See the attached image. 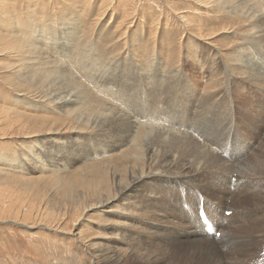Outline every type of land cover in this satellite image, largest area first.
<instances>
[{
  "label": "rangeland",
  "instance_id": "374dc122",
  "mask_svg": "<svg viewBox=\"0 0 264 264\" xmlns=\"http://www.w3.org/2000/svg\"><path fill=\"white\" fill-rule=\"evenodd\" d=\"M103 1L0 0V51L8 45L13 46L10 43L15 38L21 46L35 43L34 47L39 46L55 62V69L51 67L53 70H49L55 71L50 73L51 76L64 75L63 80L66 78L79 90L82 101L78 105L79 119L73 114L67 116L61 113L56 99L38 84V81H49L43 80L46 70H40L37 63H34L35 66L28 64V67L27 60L26 63L24 60L30 56L20 55L19 51L17 54L15 48V52L8 48L4 50L7 53L3 55L10 56L0 55V220L4 221L0 222V264H94L89 246L80 243L74 234L83 233L91 242L96 241L101 234H108L105 228L99 227V216L108 221L117 219L129 224V228L116 229L118 236L129 237L132 244L142 245L153 238L152 250L155 252L160 249L157 243L165 239V233L157 230L158 226L151 225L161 224L164 220L151 211H146L142 220H138L140 217L100 215L96 210L83 213L84 205L110 186V170L114 164L112 159L117 157L114 154L119 149L112 150L111 136L104 153L109 156L111 152L113 157L101 158L98 148L105 143L97 127L101 121L97 115L109 109L116 107L117 111L151 112L152 116L157 110L158 118L161 119H157L156 125L173 130L171 135L175 134L177 138L181 133L192 138H198L196 135L200 134V138H203L201 144L215 150L217 156L220 154V161L227 166L252 167L258 162L264 165V0H242L238 6V0H229L226 7L237 6L235 9L240 16L239 21L224 20L216 13L218 7H201L195 0H108V9L99 19L98 14L105 9ZM184 19L191 28L184 25L187 23ZM193 29L202 30L205 36L209 30L217 33L211 38L198 40L194 37ZM12 38L13 41H10ZM33 67H36L35 70ZM257 68L261 71H258L259 75L255 72L259 70ZM18 69L21 70L18 72ZM40 74L44 77L41 78ZM37 75L41 80L37 79ZM210 96L214 100L212 104ZM206 104L223 114L221 125L213 124L212 119L208 118L200 121L201 113H196L198 106ZM50 128L58 130V134L46 135ZM73 130L81 133H70ZM159 131L164 133V130ZM191 131L192 134H189ZM137 155H141V159L146 158L141 151ZM126 162L130 165L133 158H126ZM213 174L206 172L198 175L193 186L180 182L173 188L180 197L177 204L179 224L188 222L181 216V203L189 200L191 195H201L199 192L209 189L211 180L215 179V182L230 190L231 198L226 200L227 204L237 200L235 191L238 189L239 195H243L246 189L244 183L240 185L231 182L229 177L222 179ZM246 184L264 190V183L257 179L246 181ZM152 188L154 194L146 190L148 198H137V205L144 208L141 210L146 207L151 209L152 204H157L153 197L155 193H169L168 190L162 192ZM185 193L187 198H184ZM219 194L214 192L200 197L202 204L197 206V213L199 215V210H202L209 221L202 217L200 223L198 215L191 220L196 222L197 229L202 233L208 230V223L212 224L210 234L217 240L221 230H225L229 217L223 214L221 218V206H230L225 205L224 200L223 205L217 204L216 197ZM248 197L241 198L242 204L236 202L231 205L245 206L243 213L248 215L244 219H249L246 230L264 237V202L258 201L257 193H249ZM255 199L259 202L257 209L254 208L257 204ZM18 207L23 208L21 210ZM119 208L118 205L115 209ZM7 211L10 213L7 214ZM228 212L238 213L232 210ZM14 217L17 224L8 222ZM170 219L177 222V219ZM132 221L138 222L134 225ZM217 224H222L223 229L217 228ZM174 225L179 227L176 223ZM63 227H66L65 230ZM232 227L223 233L235 235L234 238L240 237L243 231V234H247L246 230L235 228L236 225ZM183 230L179 227L180 233ZM263 237L257 240L259 243L255 241L249 246L253 255L262 246ZM212 238L207 241L213 242ZM222 245L220 242L219 246L214 247L220 255L213 254L215 261L211 259L207 264L215 263L221 255L223 259L229 258ZM176 257L172 259L174 264ZM196 260L202 264L198 258ZM257 261L264 264L262 258Z\"/></svg>",
  "mask_w": 264,
  "mask_h": 264
},
{
  "label": "bare ground",
  "instance_id": "6f19581e",
  "mask_svg": "<svg viewBox=\"0 0 264 264\" xmlns=\"http://www.w3.org/2000/svg\"><path fill=\"white\" fill-rule=\"evenodd\" d=\"M107 1L108 0H105L102 3L105 9L101 8L102 10L98 14L99 19L103 18V16H104L103 13L106 12V10L108 9V8L106 9V7L108 5L106 3ZM195 1L198 3V6H201V7L202 6L203 7L206 6L209 8H211V7L217 8L218 7L216 13L221 15L222 17H224V20L225 19H227V20L232 19V20L239 21L240 16L237 15L235 7L237 8L238 4L242 3V0H238L237 4L235 3L237 6L232 7V8L226 7V5H228V3H229V0H224L223 2H220V0H195ZM2 6H4V5H2ZM261 19L263 21V18H261ZM184 20H186V19H184ZM186 22L187 23H184V25L186 27H189L187 20H186ZM255 24H257V23H255ZM120 25L121 24H119V26ZM193 27H195V26L193 25ZM261 27H263V26L261 25ZM189 28H191V27H189ZM221 28H223V27H221ZM263 29H261V30H263ZM193 30L195 31L194 37L198 40H201V38H209V37L211 38L213 35H216V33H217L213 30H209V33L208 34L205 33L207 35V36H205L204 34H202V30H199V29L198 30L193 29ZM261 32H263V31H261ZM13 37H14V35H13ZM9 38H10V36H9ZM13 39L14 38H12V40H10V41H13ZM15 40H16V38H15ZM15 40L10 43V44H13V46L8 45L6 47H3L0 51L1 52L0 55L7 53L4 51L6 48H8L9 50L10 49L14 50V48H15L16 52H18V51L20 52V55H24L26 57L30 56L29 58L27 57L28 59H25V60L22 59V61L24 60V62H25L27 60L26 61L27 63L25 62L27 65L28 64L32 65L34 63H37V66H39V68H41L40 70H43V71L46 70L45 71L46 77L43 80H46V79L49 80L47 82L38 81V80H41V78H43L44 76L42 77L40 74L41 78L38 79L39 76L37 75L38 80H36V81H38V84L41 85L42 89H44L48 94H50L53 98L56 99L58 109L61 111V113H64L67 116L73 114L75 118L78 117V119H79L80 115L77 114V112L79 110V106H80L79 104L82 103L81 95L78 92L79 90H77L76 87H73L70 84L71 83L70 81H66V78L64 81L62 78L64 75L62 77L57 76L55 74L51 76L50 73L52 71H49V70H53V69H51V67H53V64L55 62L50 60V58L47 56V54L45 52H43L39 46L35 45V47H34L33 45L35 43H33V45H32L31 42H30L31 45L26 46L23 44L24 46H21V44H19V42L15 41ZM30 41H32V39ZM1 45H3V43ZM15 50H14V52H15ZM19 52L17 54H19ZM3 56L4 57L10 56V54H6ZM26 57H22V58H26ZM248 62H250V61H248ZM242 64H244V63H242ZM29 65H28V67H29ZM254 65H255V63H254ZM34 66H35V64H34ZM258 66H260V65H258ZM241 67H243V66L241 65ZM248 67H249V65H248ZM31 68H32V66H31ZM33 68L35 70L36 67H33ZM39 68H37V69H39ZM259 68H257V69H259ZM20 70L21 69H18V72ZM24 70H22V71L24 72ZM34 70H33V72H35ZM258 71H260V69L255 70V72L257 74H258ZM246 72H248V70H246ZM246 72H244V73H246ZM28 73L29 72H27V74ZM30 73H31V71H30ZM38 73L39 72L36 70V74H38ZM52 73H55V71H53ZM248 75H250L249 72H248ZM253 75H256V74L253 73ZM252 76H250V77H252ZM241 78H243V77H241ZM248 79H249V76H248ZM36 84H37V82H36ZM166 86H168V85H166ZM161 98H162V96H161ZM209 98L211 100L213 99L211 96ZM158 99H159V97H158ZM212 102H214V100L211 101V104H212ZM173 103H174V101H173ZM174 105H175V103H174ZM111 106H112V104H111ZM127 111L128 112H126V110L125 111L124 110H118L117 111L116 107H115V109H113V108L109 109L107 111L108 113L106 111H104L105 113H102V115H100V114L97 115V117L99 119H101L100 124L97 125V127L99 128L98 129L99 133H101L100 136L102 137V140L105 143L103 146H100L98 148L99 149L98 152H100L102 155L100 157L101 158L105 157V156L108 158L113 157V154L111 152H109V156H107L108 153L107 154L104 153V150L107 148L106 143H108V141L110 139L109 137H111V136H112V140L110 142L113 145L112 150H114V149H119V150L117 152H115L116 154H114V155H117V157H114V159H112L114 161V164L113 165L110 164L113 167L110 170V182H109L110 186L108 185L109 187L107 186L106 190H104L103 192L99 193L96 197H94L95 199H93V200L90 199L91 201L89 203H87L86 205H84L83 213L85 212L84 214H87L90 211L96 210V212H98V214L100 213V215H103V213H105V214H111L113 217H119V216L127 217V218L140 217V219H138V220H142V215H144V213H146V211H151V213H154L155 215L160 216V218H162L164 220V222L161 224L154 223L151 226H153V227L158 226L159 228L157 230L163 231L165 233V239H161L157 243V245H160L161 247H160V249H158L154 252L152 250V246H151V244H154L153 238H150L151 242H144V244H142V245L141 244H135V243L132 244V241L129 237H126L124 235L118 236L117 235L118 230L116 229L118 227L129 228L130 227L129 224H125V223H123L117 219H114V220L112 219L113 222L108 221L105 218H102L101 216H99L100 217V219H98L99 227L105 228L109 232L108 234H101L100 237H98L96 239V241H94V242H91L92 240L90 241L88 239L89 237L87 235H84L83 233L74 234L78 238L80 243L83 242V243L87 244V246H89L90 251L89 250L88 251L90 253L89 252L88 253L90 254L91 258L93 259L94 264H100V263L101 264H123V263L126 264V262H131L130 264H139L136 262H140L142 264H174L172 259L176 255H177V257H176V263L175 264H200L199 261L197 262L196 258H198L202 264H207V262L210 261L211 259H212V261L213 260L215 261V258L212 255L215 253L218 254L217 253L218 250H216L214 247L219 246L220 242L223 244L222 249L225 250L224 252H228L227 256H229V258L227 257V258L223 259L222 255H221V258H220L221 260L216 259V262L212 263V264H260L257 261V259L258 258L264 259V251H263L264 248H262V247H264V241L261 242L262 246L259 247V251L255 252L254 255L251 253V249L249 250V246L255 241H256V243H259L258 239L261 240V238L263 236H262V234H261L262 237L258 236V234H253L249 230L248 231L246 230L247 223H249L247 221L249 219L248 220L244 219V218H246V215H248V214L243 213L245 206L244 207L242 206V208L237 207V206L233 207L234 205H231V203L237 202V204H240V203L242 204L243 200L241 201V198L242 197L243 198L244 197L249 198L248 197L249 193H252V195L257 193V195L259 196V198H257L258 201L260 200L259 201L260 203L264 202V190H262L260 188H252L246 184V181H250V180L254 181L256 179L258 182L264 183V165H262L261 162H258V163H260V165L256 162L257 164H255V166L253 165L252 167H246L245 165H243V167H245V168L239 167V166L229 167L225 163L220 161V158H219L220 154L219 153H217V154H219V156H217L214 153L215 150L213 151L211 148L207 147L206 145L201 144V141L203 138H202V136H201L202 139L200 138V134L198 136L193 132L198 138H192L191 136L187 135L186 133H181L179 138H177L174 136L175 134L174 135L172 134L174 136V137H172L171 133L174 131L171 129L161 127V125H156L155 127H152V125H153L152 122H155V124H156L158 121L157 119H161V118H158V116H159L158 112L159 111H157V110L154 111L153 116H152L151 112H148V114H145L144 111L137 112V113H135L134 110H131L130 112H129V110H127ZM2 113H4V112H2ZM155 113H156V115H155ZM196 113H199V114L201 113L200 114V118H201L200 121L201 122L208 118L209 120L212 119L213 124L221 125L222 122L224 121L223 114L220 111H219V113H217L215 108L213 109L209 105L207 106V104L198 106V110ZM73 115H72V117H73ZM5 116H6V114H5ZM5 116H4V118H5ZM149 116L151 118L146 119ZM196 118H199V116ZM1 120H2V116H1ZM12 120H15V119H12ZM146 120L150 121L147 123L144 122V124L145 125L148 124L150 126L149 127L147 125V128L151 132V135H150L147 143L143 146V150H141L140 136L138 134H135V133H136V130L139 126L144 125L142 121H146ZM76 121H78V120H76ZM6 124H7V122H6ZM11 124H13V123H11ZM194 126H195V124H194ZM9 128H11V127H9ZM17 128H18V126L16 127V129ZM159 130H164V133H161ZM58 132H59L58 130L54 131V130H52V128H50L46 132V135H50V134L56 135V134H58ZM66 132H68V131H63V133H66ZM70 133L75 134V133H81V132L73 130V131H70ZM208 133L209 132H207V134ZM189 134H192V131ZM169 135H171V136H169ZM20 136H21V134H20ZM213 136L215 138L216 135L213 134ZM206 139H207V137H206ZM209 142H210V140H209ZM56 146H60V145H56ZM163 147L165 148L164 151H162ZM213 148H214V146H213ZM138 151L143 152L145 154L146 158L141 159L140 158L141 155L140 156L137 155ZM216 151H217V149H216ZM131 157L133 158V162H131V164L129 165L126 162V158L131 159ZM249 161H250V159H249ZM144 165H146V167H144ZM206 172L214 173L213 176L218 175L219 177H222V179H226V177H229V180L231 182H235V183H238L240 185H242L241 183H244L247 190L246 189L243 190V195H239V193H240V192H238L239 189H238V191H235V192H237V194H236L237 200H233L230 202V204H227L226 200H229L231 198V196H229L230 190L226 189L225 188L226 186L224 187L221 183L215 182L214 181L215 179L211 180V181H209V186H208L209 189H207V190L204 189L203 192H199V193H201V195L200 194H197L194 196L191 195V198L189 200L183 201L181 203V207H182L181 208V216L183 217V219H185L188 222L184 223L185 225L179 224L178 219H177L178 218L177 215L180 213V211L177 208V204L179 203L180 197L178 196L177 193H175L173 188L176 186V184H179L180 182L186 183L190 186L192 184L195 185L193 182L198 177V175L204 174ZM227 180H228V178H227ZM150 183H152V184H150ZM195 183H197V182H195ZM94 187H96V186H94ZM152 187H154L156 190L159 189L162 192H164L165 190H168L169 193H165V194H163L161 192H159V194H158V192H157V194L155 193V196H153V197H154V202H156L157 204L155 203L156 204L155 206H154V204H152L150 207L151 209H149V208L146 209L147 208L146 207L145 210H141L144 208H141L137 205L138 204L137 198L138 199H139V197H142V198L147 197L148 198V194H147L148 192L146 190H148L149 193L154 194V189ZM5 188H7V186ZM192 188H194V187H192ZM249 188H250V191H248ZM187 189H188V187H187ZM7 190H8V188H7ZM7 190H5V192ZM101 190H103V189H101ZM231 190H232V188H231ZM233 190H234V187H233ZM12 191H13V189H12ZM189 191H190V189H189ZM214 192H217L218 194L220 193L219 197L218 196L216 197L218 200L217 204H219V206L223 205L222 200H224V202H226L225 205H230V206H221L223 208V211L220 209L222 211V213H220L222 215L221 218L223 217V214L229 215V217L227 218L228 222L225 225V230H223V231L221 230L222 233H221L220 238L218 240L215 238H212V236L208 230L207 231L203 230L204 233H202L199 229H197L198 226H197L196 222L191 221L193 219H196V217L198 215L197 206L202 204V202H200V197L203 196L202 198H204V196H207L210 193L214 194ZM221 192L224 193L225 195L221 194ZM182 196H184V195H182ZM184 198H187V193H185ZM238 200H240V201H238ZM16 202H17V199H16ZM21 202H23V201H21ZM82 202H81V204H82ZM256 202H257V200H256ZM259 202H257L256 206L254 205L255 207L251 206V208L254 207L257 209ZM185 204H187L188 206L186 207ZM13 205H16V204L14 203ZM118 205L120 206V208L118 210H116L115 208ZM28 206L30 207L31 205H28ZM22 208H19V209L22 210ZM31 208H30V211H31ZM159 208H160V211H158ZM25 210H24V212H25ZM230 210L237 211L238 213L233 214L231 212H228ZM8 211H7V214L10 213ZM32 211H33V209H32ZM15 212H16V210H15ZM15 214L13 213V215H15ZM24 215H26V213ZM2 216H3V214H2ZM252 216L253 215H251V217ZM27 217H29V216H27ZM85 217H87V215ZM202 217H204L208 220V218L206 217L204 212L202 210H199L198 219H199L200 223H202ZM30 218H31V216H30ZM79 218L81 219V216ZM170 218L177 219V222L173 221V219L171 220ZM12 219L13 220H10L8 222L17 224V222H16L17 220H15V217ZM57 220H59V219H57ZM243 221H245V222H243ZM0 222H1V220H0ZM3 222H1V223H3ZM51 222H53V221H51ZM132 222L134 224L138 221H132ZM242 222H243V224H242ZM54 223H55V221H54ZM175 223L178 224L181 229H185V230H183V233H180L181 230L179 231V227L175 226L174 225ZM251 224H253V223H251ZM221 225L217 224L216 227L222 228ZM232 225H234V227L236 225L237 227H235V228H237L238 230H246L247 234H243V233H245L243 231V233H241L242 235L239 234L241 238L239 236H236L237 238L239 237L240 239H235L236 237L235 238L233 237L235 235L228 236L227 234L223 233L224 231H227L228 227L231 228ZM259 225H260V222H259ZM64 228H66V227H63V229ZM212 228H213V225L210 224V229L212 230ZM262 228H263V226H262ZM112 229H115V230L112 232L111 231ZM207 229H208V227H207ZM61 230H62V228H61ZM257 231H258V229H257ZM110 232H112V233H110ZM259 233H263V232H259ZM235 234H237V233H235ZM210 237L213 239L212 240L213 242L207 241V240H211ZM175 240H177L178 242ZM262 240H264V239H262ZM108 243H110V244H108ZM254 246H257V244H255ZM218 248H221V247H218ZM229 250H231V253L229 252ZM218 255H220V254H218ZM163 261H168V262L162 263Z\"/></svg>",
  "mask_w": 264,
  "mask_h": 264
},
{
  "label": "clouds",
  "instance_id": "9594fccd",
  "mask_svg": "<svg viewBox=\"0 0 264 264\" xmlns=\"http://www.w3.org/2000/svg\"><path fill=\"white\" fill-rule=\"evenodd\" d=\"M153 123V127L156 126L155 122ZM140 136V145H141V150H143V146L147 143L151 132L148 130L147 125H141L137 128L136 133Z\"/></svg>",
  "mask_w": 264,
  "mask_h": 264
}]
</instances>
